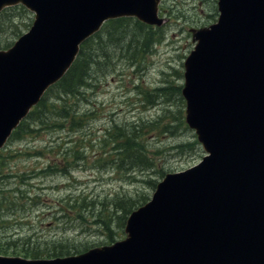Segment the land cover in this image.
<instances>
[{
    "label": "water",
    "instance_id": "obj_1",
    "mask_svg": "<svg viewBox=\"0 0 264 264\" xmlns=\"http://www.w3.org/2000/svg\"><path fill=\"white\" fill-rule=\"evenodd\" d=\"M22 1L31 30L0 50V146L109 17L159 22L158 0ZM185 62L187 121L208 155L168 173L130 215L128 237L78 255L0 264H264V0H218Z\"/></svg>",
    "mask_w": 264,
    "mask_h": 264
},
{
    "label": "rangeland",
    "instance_id": "obj_2",
    "mask_svg": "<svg viewBox=\"0 0 264 264\" xmlns=\"http://www.w3.org/2000/svg\"><path fill=\"white\" fill-rule=\"evenodd\" d=\"M162 5L165 24L162 30L151 32V46L143 51L141 39L134 40L127 32L122 42H135L137 53L124 55L127 50L123 46L109 48L110 67L96 68L93 88L84 87L79 110L87 114L88 120L77 133H68L77 137L78 147L86 146L78 153L80 163L53 174L45 171L49 161L61 159L63 154L59 145L43 153L37 149L54 146L57 140L63 142L59 136L66 135L65 131H37L10 141L7 149L13 155L5 174L12 176L11 187L38 198L20 212L19 224L0 225V237L6 233L15 238L30 236L34 242L41 240L47 245L53 239L70 251L109 244L123 238L127 215L123 216L121 207L119 211L116 207L110 209L113 199L122 198V204L143 203L154 190L151 177L159 181L167 172L198 163L206 153L195 130L185 122L181 90L184 61L195 45L194 32L218 19L217 0H163ZM20 10L23 17L1 25L0 40L4 43L0 46L8 45L33 22L34 15L25 8ZM112 121L114 137L106 131ZM126 122L143 126L142 137L155 165L151 173L138 171L136 177H131L126 175L127 170L118 173L106 162L115 150L111 154L104 151L111 150L109 146L116 149L117 126ZM150 125L153 129L147 128ZM22 200L30 202L27 196ZM79 206L82 215H77ZM0 243L6 245L5 238Z\"/></svg>",
    "mask_w": 264,
    "mask_h": 264
},
{
    "label": "trees",
    "instance_id": "obj_3",
    "mask_svg": "<svg viewBox=\"0 0 264 264\" xmlns=\"http://www.w3.org/2000/svg\"><path fill=\"white\" fill-rule=\"evenodd\" d=\"M23 11L8 12L6 9L0 13V36L2 33L1 25L9 20H14L17 17H23ZM154 30L150 27H146L138 20L131 18H121L108 22L104 29L97 33L93 38L85 42L81 46V50L71 68L63 76V78L55 84L47 94L42 98L40 103L30 112L29 116L22 122L19 128L15 131L14 136L24 137L28 133L41 132L49 129L54 130H78L87 121V115L79 110L81 97L84 95V87L90 89L94 86L97 76L93 75L96 68H102L103 70L110 67V51L109 48L114 46H123L129 55L137 53L135 49V42L132 44H125L122 42L123 37L128 32L134 40L140 38V43L145 51L147 47L151 46L153 35L151 32ZM156 32V31H155ZM152 38V39H151ZM151 40V41H150ZM0 40V44H3ZM8 44V43H7ZM94 45V46H93ZM5 46V45H3ZM99 56V58H97ZM125 58H123L124 60ZM136 59V58H133ZM106 60V62H105ZM94 69V70H93ZM153 123V122H148ZM154 126H148V129H153ZM116 130L118 134L117 146V170L122 171L128 165L132 169H138L141 171H151L154 168L153 158L149 155V149L145 138L142 137V124L136 125L131 122L123 123L117 126ZM113 131V128L111 129ZM121 133V135H120ZM64 139V138H63ZM61 145V144H59ZM53 146H49L51 149ZM47 147L45 146V149ZM62 153L68 154L62 160V163L70 164L71 161L78 159L79 149L75 147V143L69 139H65V144L59 149ZM42 153L44 150H38ZM70 158V160H69ZM6 155H3L0 159V225H16L20 222L18 219L21 211H25L31 207V202L35 203V199L38 195H28L22 191L19 187L12 188L9 179L12 176H7L5 167ZM69 160V161H68ZM56 165L49 163L45 167V171L51 173L56 171L55 168L62 167V163L55 161ZM67 164V165H68ZM65 165V166H67ZM154 180V179H152ZM152 185H155V180L150 181ZM23 196H27L30 202L22 200ZM121 199L116 197L111 201L109 207L119 211L121 207V213L127 214L132 205L121 203ZM78 215L83 214V210H77ZM5 238V244L0 243V252L7 253L12 251V254H24L29 257L40 256H58L72 253L67 247L57 243L56 240H50L51 245L45 244L41 240L33 241L30 236L17 237L11 234H3ZM21 242V243H19ZM41 243V245H38ZM78 251V250H75Z\"/></svg>",
    "mask_w": 264,
    "mask_h": 264
}]
</instances>
